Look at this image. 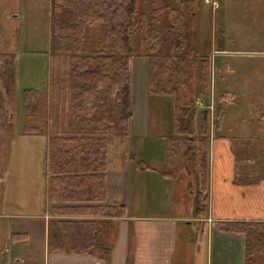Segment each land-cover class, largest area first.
<instances>
[{
	"label": "rangeland",
	"instance_id": "rangeland-1",
	"mask_svg": "<svg viewBox=\"0 0 264 264\" xmlns=\"http://www.w3.org/2000/svg\"><path fill=\"white\" fill-rule=\"evenodd\" d=\"M137 3L139 14L150 16L157 14V23L164 38L161 44L169 46L173 39V30L170 28L168 18L169 9L180 11L187 25L186 43L182 46L184 50L179 48L174 52L176 58L183 56L185 60L182 63L183 73H176L180 75L177 78L181 81L177 86L178 98L149 93L146 82L148 75L146 54L144 55L141 49L142 53L132 58L133 112L135 123H138L135 130H142L146 135L148 147L144 149V155L156 163L160 161L164 152L166 155V135L175 133L170 115V111L173 113L172 104L193 109L196 114V135L200 133L199 116L202 111H196L194 102L204 96L201 92V74L202 65L207 61L209 90L208 95L204 97L206 103L213 107L209 109V138L212 129L217 125L215 116L218 93L228 92L233 101L227 107L235 120H231L228 114L225 123L237 122L255 126L252 133L254 139L245 141V145L239 147V155L241 158L247 156L252 160L244 167V171L250 168L254 172L251 181L261 182L259 178L264 176V140H260L262 130H256L264 128V0H137ZM140 28L139 23L133 25L136 43L141 34ZM104 33L105 26L101 22L87 26L85 51L111 48V41L106 43L103 41ZM52 41V0H0V53L15 55L18 69L17 85L16 79L14 83L11 78L9 70H5L6 77L0 72V176L5 179L4 185L15 201L13 203L7 199L8 207L13 211H21L20 196L23 192L25 201L31 206L35 205L45 185V150L41 151L43 140L41 144L32 142L27 147L23 141L18 143L28 138L23 135V126L27 119L25 120L26 115L21 104L22 91L27 88L40 91L42 99L38 104L40 115L35 118L37 124L33 125L43 126V120L48 122V143L51 137L69 130L70 96L64 80L70 63L67 55L52 50ZM148 46L149 44L145 48ZM161 107L163 111L160 112ZM237 114H243L244 119H240L241 115L240 118L237 117ZM139 122L143 123L140 125ZM38 134L43 133L38 132L36 135ZM158 134V138H153ZM128 136L108 137L111 156L133 155L131 147L127 145L123 150L121 147ZM8 158L9 162L11 161V168L7 171ZM187 165V169L177 177L178 185L174 190H165L158 179H155L153 191L144 190L140 185L138 189V193L141 194L140 203L149 205L144 213H153V208H156L160 217L172 214V217L177 219L198 218L195 216L196 179L191 164ZM46 177L48 181V176ZM242 179L247 181L244 177ZM147 186L150 187V182ZM172 201L176 205L169 208L168 205H171ZM178 203H183L184 208L176 209ZM184 225L179 222L180 244L186 239L185 233H182ZM187 229V236L196 235V230L192 227L187 226ZM257 264H264V255H259Z\"/></svg>",
	"mask_w": 264,
	"mask_h": 264
},
{
	"label": "trees",
	"instance_id": "trees-1",
	"mask_svg": "<svg viewBox=\"0 0 264 264\" xmlns=\"http://www.w3.org/2000/svg\"><path fill=\"white\" fill-rule=\"evenodd\" d=\"M154 15L139 14L137 0H52V50L67 55L70 63L64 80L70 96L69 130L50 138L46 159L49 199L63 205L56 210L65 217L58 221L59 224H50L49 246L54 250L65 249L62 237L70 250L87 253L98 248L97 223L74 216L103 214L111 217L117 216L118 210L119 214L124 213L122 206L96 204L107 198V139L114 135L128 136L131 132L132 58L142 52L146 54L147 87L151 94L178 98L177 86L181 81L176 73H183L185 60L183 56L176 58L174 52L183 49L186 43L187 25L180 11L169 9L173 39L166 46L161 44L164 38L157 14ZM98 22L105 26L103 41H111L112 46L86 52L87 26ZM132 23H139L141 27L137 43L134 42ZM6 69L15 83L16 56L0 53L2 76H7ZM208 70L206 61L201 74L204 96L209 90ZM39 92L33 88L22 91L21 104L27 119L25 134H49L46 120L42 121L43 126L33 125L37 124L35 118L40 115L38 104L42 99ZM217 101L215 119L218 125L233 100L228 92H219ZM174 112L175 133L166 137L163 175L176 180L187 169V163L191 164L197 185L195 216L205 218L209 200V111L200 113L198 135L196 114L191 107L176 104ZM138 166L146 167L142 161ZM221 227L227 232L245 234V264H257L259 255H264V221L223 222Z\"/></svg>",
	"mask_w": 264,
	"mask_h": 264
},
{
	"label": "crops",
	"instance_id": "crops-1",
	"mask_svg": "<svg viewBox=\"0 0 264 264\" xmlns=\"http://www.w3.org/2000/svg\"><path fill=\"white\" fill-rule=\"evenodd\" d=\"M17 83L16 65V85ZM159 111H163V108H159ZM172 111L170 115L174 130L175 104H172ZM228 114L231 120H235L227 107L224 119L212 129L210 135L208 215L201 220L198 218L191 220L184 217L177 219L172 217V214L160 217L153 206L151 207L153 213H144L149 205L140 203L141 194L138 193L140 185L144 190L153 191L155 179H158L164 189L170 191L178 184L177 180L163 175L165 152L164 158L162 156L157 163L144 155V149L148 147L147 138L142 130H135L138 123H135L133 112L130 135L121 144L122 150L127 145L131 147L133 155L111 156V145H108L107 198L106 201L96 204L122 206L124 213L119 214L118 210L117 216L111 217L103 214L73 217L97 223L95 238L98 248L87 253L70 250L64 237L62 239L65 242V249L54 250L49 246L50 224L53 222L59 224L58 221L65 217L56 210V207L63 205L50 202L48 197L46 177L48 136L24 133L23 135L28 138L18 143L23 141L25 147L30 146L32 142L41 144L43 140L41 151L45 150V185L35 205L31 206L25 201L23 192L20 196L21 211H13L8 207V200L13 203L15 201L4 185L5 179L0 176V264H245V234L224 231L220 228V223L264 221V176L259 178L261 182L251 181L254 172L250 168L244 171V167L252 160L244 154L243 158L239 155V147L245 145V141L254 139L252 133L255 126L237 122L225 123ZM237 117L244 119L243 114H237ZM139 123L141 125L143 122ZM260 130L263 132L260 140H264V128L256 131ZM158 137L159 134L153 138ZM15 144L14 140L13 145ZM139 161L147 168L138 166ZM9 168L11 161L9 162L8 158L6 170ZM243 177L247 181H242ZM149 182L150 187L147 186ZM170 203L169 208L175 207L176 203L173 201ZM183 205L178 203L176 209H183ZM179 222L185 224L182 228V233H185L186 237L183 244H180L181 239L178 236L181 229ZM186 225L196 230L195 236H187Z\"/></svg>",
	"mask_w": 264,
	"mask_h": 264
},
{
	"label": "built area",
	"instance_id": "built-area-1",
	"mask_svg": "<svg viewBox=\"0 0 264 264\" xmlns=\"http://www.w3.org/2000/svg\"><path fill=\"white\" fill-rule=\"evenodd\" d=\"M194 106H195V109H196L197 112L199 110L200 111H203V110L209 111L210 108L213 109V107L209 106V104H207L206 101L203 98L196 99L195 102H194Z\"/></svg>",
	"mask_w": 264,
	"mask_h": 264
}]
</instances>
